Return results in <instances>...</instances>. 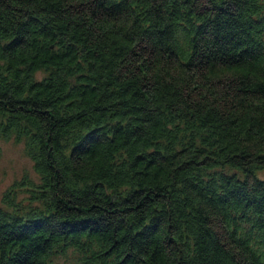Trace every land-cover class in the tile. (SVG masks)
I'll return each instance as SVG.
<instances>
[{"label": "trees", "instance_id": "1", "mask_svg": "<svg viewBox=\"0 0 264 264\" xmlns=\"http://www.w3.org/2000/svg\"><path fill=\"white\" fill-rule=\"evenodd\" d=\"M0 138V264H264V0H0Z\"/></svg>", "mask_w": 264, "mask_h": 264}, {"label": "rangeland", "instance_id": "2", "mask_svg": "<svg viewBox=\"0 0 264 264\" xmlns=\"http://www.w3.org/2000/svg\"><path fill=\"white\" fill-rule=\"evenodd\" d=\"M44 71L36 72L41 77ZM0 207H7L5 196L15 194V201L29 203L28 193L21 182L26 183L29 179L37 181L38 176L33 168V162L27 155L22 141L0 138ZM258 175L264 177V170L257 171ZM75 255L72 249L64 254L53 257L50 264H71Z\"/></svg>", "mask_w": 264, "mask_h": 264}]
</instances>
